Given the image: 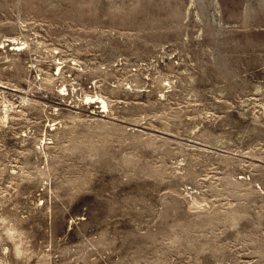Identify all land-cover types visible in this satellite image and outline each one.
<instances>
[{
	"label": "rangeland",
	"instance_id": "374dc122",
	"mask_svg": "<svg viewBox=\"0 0 264 264\" xmlns=\"http://www.w3.org/2000/svg\"><path fill=\"white\" fill-rule=\"evenodd\" d=\"M0 264H264V0H0Z\"/></svg>",
	"mask_w": 264,
	"mask_h": 264
},
{
	"label": "bare ground",
	"instance_id": "6f19581e",
	"mask_svg": "<svg viewBox=\"0 0 264 264\" xmlns=\"http://www.w3.org/2000/svg\"><path fill=\"white\" fill-rule=\"evenodd\" d=\"M103 108H104V109H106V105H105V103H104V106H103Z\"/></svg>",
	"mask_w": 264,
	"mask_h": 264
}]
</instances>
